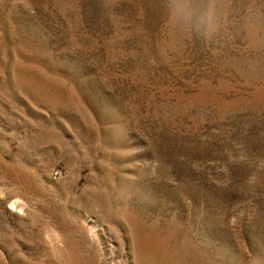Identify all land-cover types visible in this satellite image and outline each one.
Returning <instances> with one entry per match:
<instances>
[{
  "label": "rangeland",
  "instance_id": "374dc122",
  "mask_svg": "<svg viewBox=\"0 0 264 264\" xmlns=\"http://www.w3.org/2000/svg\"><path fill=\"white\" fill-rule=\"evenodd\" d=\"M0 264H264V0H0Z\"/></svg>",
  "mask_w": 264,
  "mask_h": 264
}]
</instances>
